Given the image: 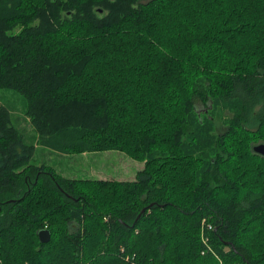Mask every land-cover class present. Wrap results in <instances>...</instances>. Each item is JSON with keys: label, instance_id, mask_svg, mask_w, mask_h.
<instances>
[{"label": "trees", "instance_id": "obj_1", "mask_svg": "<svg viewBox=\"0 0 264 264\" xmlns=\"http://www.w3.org/2000/svg\"><path fill=\"white\" fill-rule=\"evenodd\" d=\"M1 91L0 264H264V0H0Z\"/></svg>", "mask_w": 264, "mask_h": 264}, {"label": "rangeland", "instance_id": "obj_2", "mask_svg": "<svg viewBox=\"0 0 264 264\" xmlns=\"http://www.w3.org/2000/svg\"><path fill=\"white\" fill-rule=\"evenodd\" d=\"M0 97V102L13 109L12 115L17 126L28 138L31 137L34 133L32 126L21 110L23 98L8 91H1ZM196 109L200 110L202 106L198 104ZM222 121L221 118H217L218 130L225 127ZM33 160L39 164H48L58 173L70 178L89 177L132 181L136 177V172L143 167L141 162L118 150L63 155L38 147Z\"/></svg>", "mask_w": 264, "mask_h": 264}, {"label": "water", "instance_id": "obj_3", "mask_svg": "<svg viewBox=\"0 0 264 264\" xmlns=\"http://www.w3.org/2000/svg\"><path fill=\"white\" fill-rule=\"evenodd\" d=\"M254 150L264 154V144H259L255 146ZM38 236L41 242H47L50 239V232L48 229H42L38 232Z\"/></svg>", "mask_w": 264, "mask_h": 264}]
</instances>
